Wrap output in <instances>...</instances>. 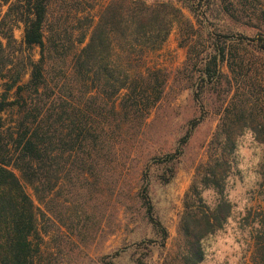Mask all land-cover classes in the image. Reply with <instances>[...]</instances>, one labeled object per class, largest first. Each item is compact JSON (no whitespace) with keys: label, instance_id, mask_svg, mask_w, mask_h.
Returning <instances> with one entry per match:
<instances>
[{"label":"trees","instance_id":"1","mask_svg":"<svg viewBox=\"0 0 264 264\" xmlns=\"http://www.w3.org/2000/svg\"><path fill=\"white\" fill-rule=\"evenodd\" d=\"M215 1L216 11L231 21L245 26L255 20L264 23V8L259 9L255 0ZM99 4L102 10L93 13ZM213 4V0H190L184 7L174 0H0V80L6 81L0 116L17 109L10 127L0 117V264H38L41 248L36 241L48 234L41 208L47 200L61 189L69 195L126 166L118 157L125 148L136 149L170 80L154 55L175 26L182 32L184 25L195 28L193 19L199 26L208 21ZM186 8L193 19L185 15ZM19 25H24L25 48L38 49L40 55L38 60L29 58L22 68L13 60ZM190 66L196 70L190 71ZM184 71L191 73L196 91L210 88L216 95L219 122L207 147V161L197 167L185 195L179 245L170 264H202L206 242L226 228L234 212L227 187L240 140L250 134L264 146V35L220 34L200 62L192 65L189 54L178 74ZM27 73L30 79L22 84ZM241 76L243 91H236L233 80ZM202 120L194 121L191 130ZM189 135L190 131L174 154L151 157L153 164L163 167L159 176L163 183L175 177ZM141 182L133 200L155 230L158 246L165 248L170 235L156 216L146 172H141ZM208 192L215 195L214 201L204 198ZM240 229L256 242L253 262L243 264H264V221L257 237L247 218Z\"/></svg>","mask_w":264,"mask_h":264},{"label":"rangeland","instance_id":"2","mask_svg":"<svg viewBox=\"0 0 264 264\" xmlns=\"http://www.w3.org/2000/svg\"><path fill=\"white\" fill-rule=\"evenodd\" d=\"M255 1L259 9L264 8V0ZM174 2L180 7L190 5V0ZM213 3L212 7L217 2L213 0ZM102 7L103 4H99L93 13L98 14ZM214 8L209 20L200 26L189 10L184 9L185 15L193 19L195 28L184 25L181 32V28L175 26L163 49L154 55V61L167 71L170 80L162 101L146 122L136 149L130 152L125 148L118 157L119 163L126 166L104 173L97 182L92 179V185L76 188L69 195L61 189L42 207L32 188L26 185L36 205L46 213L42 227L48 234L42 233L43 240L36 241L41 248L38 264L171 263L179 245L178 229L185 195L195 179L197 167L207 161V147L219 122L215 114L216 95L211 94L210 88L196 91L191 73L184 71V75H179L178 72L184 70L189 54L192 65L200 62L220 34L249 38L264 35V23L255 20L245 26ZM14 34L17 41L14 64L22 68L28 65L29 58L38 60L39 50L30 52L23 45L24 25L17 26ZM189 70L196 69L190 66ZM29 79L27 73L22 84ZM5 82L0 80V101ZM233 85L236 91H243L244 77L234 79ZM0 117L6 128L10 127L17 119V109L9 108ZM202 117L201 123L191 130L192 123ZM189 131L183 155L176 163V175L170 182L163 183L159 179L163 167L150 159L174 154ZM142 171L149 175L150 198L156 216L170 235L165 248L158 246L155 230L143 217L139 202L133 200V195L141 189ZM227 193L234 212L226 228L206 242L202 264H243L244 260L253 262L255 258V239L250 241L248 232L240 229V222L247 218L253 237H257L258 226L264 221V146L250 134L240 140ZM204 198L211 202L215 195L208 192Z\"/></svg>","mask_w":264,"mask_h":264}]
</instances>
